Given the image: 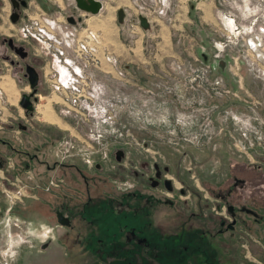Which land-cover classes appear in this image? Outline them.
<instances>
[{
  "label": "rangeland",
  "instance_id": "rangeland-1",
  "mask_svg": "<svg viewBox=\"0 0 264 264\" xmlns=\"http://www.w3.org/2000/svg\"><path fill=\"white\" fill-rule=\"evenodd\" d=\"M100 2L96 15L84 14L82 24L75 17L82 11L74 0H29L25 9L29 18L24 15L20 31L32 28L42 16L55 15L67 23L71 22L66 17L72 15V24L87 23L97 30L104 51L117 61L114 66L99 55L98 65L89 63L100 82L96 102L101 110L76 112L50 90L44 76L51 59L45 43L34 40L29 53L40 71L39 92L33 114L26 115L18 97L29 85L8 59L0 62V84L7 81L14 90L8 99L0 85V116L11 113L28 125L23 145L31 147L30 152L39 147L42 162L30 169L40 174L42 182L49 176L58 181L69 177V168L63 169L61 163L99 175L110 169L109 185L127 187L130 161L138 165L147 159L168 166L176 189L184 185L188 194L179 199H192L196 192L204 201L214 200L210 185L216 188L237 175L245 179L241 193L261 210L257 200L264 201V0ZM117 8L124 11L121 22ZM138 14L146 16L147 28L140 26ZM7 23L0 30L10 33L15 25ZM13 78L20 81L16 84ZM6 104L18 115L7 111ZM37 106L56 119L45 118ZM120 148L125 159L122 175L113 172ZM16 160L24 168L26 162ZM95 161L103 169L94 168ZM121 177L128 178L124 182ZM23 183L25 191L9 189L5 196L0 181V264H65V250L56 239L63 228L52 227L46 217L55 191L41 189L36 197ZM172 195L177 197L176 192ZM230 241L221 255L214 244L200 240L206 254L200 264H264V230L237 225Z\"/></svg>",
  "mask_w": 264,
  "mask_h": 264
},
{
  "label": "flooded vegetation",
  "instance_id": "flooded-vegetation-1",
  "mask_svg": "<svg viewBox=\"0 0 264 264\" xmlns=\"http://www.w3.org/2000/svg\"><path fill=\"white\" fill-rule=\"evenodd\" d=\"M28 2L0 0V27L5 28L8 21L15 25L14 30L10 27L13 30L10 33L0 30V62L8 59L29 85L28 91H19L18 103L24 114L31 116L39 92L40 71L29 53L34 39H25L20 31L23 17L28 16L25 12ZM28 65L36 73L34 85L28 79ZM14 76H17L16 73ZM6 83L9 82L3 80L0 85L9 93V99L13 93L9 89L13 87L11 83ZM23 94L28 95L31 109L20 104ZM28 101L22 99L24 104ZM5 107L7 111L12 109L17 112L8 104ZM9 115L11 117L8 118ZM12 115L7 113L6 118L0 116L1 190L5 196H8L9 189L21 193L19 189L25 191V182L33 190L29 192L36 197L41 189L52 188L55 191L51 194L53 200L49 202V215H44L49 218L48 223L52 227L63 228L56 239L65 250V264H200L201 255H206L200 240L204 239L208 245L214 244L212 247L223 255L237 225L245 229L252 225L264 230V201L257 200L261 210L250 204L248 194L241 193L245 183L242 176L234 175L231 182L225 181L216 188L210 185L209 193L214 200L211 197L209 202L202 200L196 192V197L192 199H179L186 197L188 190L183 184L176 189L173 178L167 174L168 166L147 159L137 161L138 165L130 161L127 187L120 183L109 185L106 179L111 174L110 169L105 175L92 174L72 163H61L63 169L69 168V177L67 174L58 181L49 176L42 182L40 174L30 169L42 162L38 156L39 147L32 152L31 147H24V132L30 131V127ZM123 157L124 150L120 148L114 155L117 162L114 174H124L121 172ZM16 158L21 163L26 162L24 168H20ZM33 161L36 163L33 164ZM93 167L103 169L97 161ZM127 178L121 177L120 181L125 182ZM55 185L62 186L53 187ZM171 192H176L177 197L170 196ZM10 205L6 206V210Z\"/></svg>",
  "mask_w": 264,
  "mask_h": 264
},
{
  "label": "built area",
  "instance_id": "built-area-1",
  "mask_svg": "<svg viewBox=\"0 0 264 264\" xmlns=\"http://www.w3.org/2000/svg\"><path fill=\"white\" fill-rule=\"evenodd\" d=\"M22 33L25 39L33 38L40 44L45 43L51 69L44 77L51 91L57 92L69 105H73L76 112L102 109L97 103L100 98V82L89 69V63L98 65L101 62L99 55L114 63V66L117 61H113L111 55L104 51L97 30L95 32L86 25L79 27L42 16V20L38 18L32 28ZM80 100L85 102L80 104ZM14 192L19 193L18 190Z\"/></svg>",
  "mask_w": 264,
  "mask_h": 264
},
{
  "label": "water",
  "instance_id": "water-1",
  "mask_svg": "<svg viewBox=\"0 0 264 264\" xmlns=\"http://www.w3.org/2000/svg\"><path fill=\"white\" fill-rule=\"evenodd\" d=\"M74 3L78 9L91 13L98 12L101 7L100 0H74ZM116 15H117V20L121 22L124 15L123 9L118 8L116 11ZM66 19L71 23H75V20L72 15L67 16ZM138 21L140 26H142L143 28H147L149 26L148 20L144 15H138ZM26 71L28 73V79L30 84L34 85L36 83V73L34 72L33 68L29 65L26 67ZM22 99H26L28 101V95L27 94L22 95L20 104L26 109H31L32 105L30 101L24 104L22 103Z\"/></svg>",
  "mask_w": 264,
  "mask_h": 264
},
{
  "label": "crops",
  "instance_id": "crops-1",
  "mask_svg": "<svg viewBox=\"0 0 264 264\" xmlns=\"http://www.w3.org/2000/svg\"><path fill=\"white\" fill-rule=\"evenodd\" d=\"M117 9H118V8H117ZM81 11H82V12H80L81 15H78V16H75V17H76V18L78 17V19L80 20L79 22L82 23V24H84L83 21H85V20L87 19V18L83 17L84 14H86V13L88 14V13H91V12H86V11H83V10H81ZM84 12H85V13H84ZM191 12H192V11H191ZM91 14L94 15V16L96 15L95 13H91ZM188 15H191V13L189 12ZM54 18H55L56 20H58L59 17H58L57 15H55ZM81 20H82V22H81ZM118 22H119V21H118ZM85 23H86V22H85ZM86 24H87V23H86ZM86 24H85V25H86ZM86 26L90 27L88 24H87ZM90 28H91V27H90Z\"/></svg>",
  "mask_w": 264,
  "mask_h": 264
},
{
  "label": "bare ground",
  "instance_id": "bare-ground-1",
  "mask_svg": "<svg viewBox=\"0 0 264 264\" xmlns=\"http://www.w3.org/2000/svg\"><path fill=\"white\" fill-rule=\"evenodd\" d=\"M257 50V49H256ZM9 83H6L5 85H8ZM10 91H12V92H14V90L13 89H9ZM38 107V111H42L43 113H45V118H48V119H50V120H54L55 118L54 117H52L51 115H49V113H48V111L46 110H43L42 109V106H37Z\"/></svg>",
  "mask_w": 264,
  "mask_h": 264
}]
</instances>
